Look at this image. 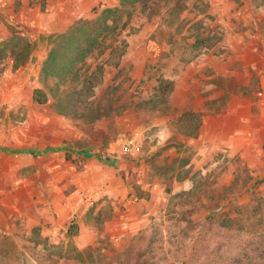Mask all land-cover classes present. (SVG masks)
Masks as SVG:
<instances>
[{
    "label": "rangeland",
    "instance_id": "rangeland-1",
    "mask_svg": "<svg viewBox=\"0 0 264 264\" xmlns=\"http://www.w3.org/2000/svg\"><path fill=\"white\" fill-rule=\"evenodd\" d=\"M255 3L264 0H139L113 11L104 43L68 65L95 72L75 114L33 100L60 35L15 28L0 41V264H264V140L243 148L181 134L194 123L188 107L200 129L238 106L258 112L254 73L218 66L233 53L227 39L254 31L245 9ZM244 126L264 134V121Z\"/></svg>",
    "mask_w": 264,
    "mask_h": 264
},
{
    "label": "crops",
    "instance_id": "crops-1",
    "mask_svg": "<svg viewBox=\"0 0 264 264\" xmlns=\"http://www.w3.org/2000/svg\"><path fill=\"white\" fill-rule=\"evenodd\" d=\"M111 0H41L37 2L34 0H0V41H8L14 39L13 31L15 28H21L24 34L32 40L42 38L55 37L57 35L66 33L74 24L81 20L83 15L84 19L91 14V9L95 5H100L103 9L96 15L98 16L103 10L111 7ZM107 6V7H106ZM120 6V3L118 7ZM253 10L252 14H248L249 20H252V34L248 33L249 29L240 31L234 34L233 38L227 39L228 42H232L229 45V50L233 53L227 56L222 62H219L220 68H226L228 66L238 65L240 68H244V74H253L256 76V83L258 89H264V5L255 3L253 7L245 9ZM94 15V16H95ZM95 16V17H96ZM253 16V17H252ZM245 19V21L248 20ZM248 20V21H249ZM244 24H242L243 26ZM111 47H108L102 54L109 56ZM123 54L121 53V56ZM248 58V64L237 61V57ZM92 57V55L87 56ZM12 62V61H11ZM14 63V60L12 64ZM9 66V69L13 68V65ZM19 66V65H18ZM250 68H252L251 71ZM12 80V79H11ZM173 86V87H172ZM169 89V95L174 91L176 92V85H172ZM254 92L252 104L258 107V112L246 116L245 112L235 108L228 110L221 119H217L213 122H207L198 126V131L201 130L203 138L210 140L219 136H223L227 143L236 145L235 147L248 146L247 144L264 140V134L259 132V128H252L251 126L246 128L244 125L256 124L259 121H264V104L262 99H259ZM195 109L188 107L183 110V113H191ZM235 123V124H234ZM187 137H195L196 135H187ZM256 145V144H255Z\"/></svg>",
    "mask_w": 264,
    "mask_h": 264
},
{
    "label": "trees",
    "instance_id": "trees-1",
    "mask_svg": "<svg viewBox=\"0 0 264 264\" xmlns=\"http://www.w3.org/2000/svg\"><path fill=\"white\" fill-rule=\"evenodd\" d=\"M138 1L139 0H119V7L113 9L107 8L93 19H81L76 24H74L66 33L60 34V39L62 41H65V43H61L58 41L57 45L53 46L50 49L47 58L43 61L40 73L45 88L41 87L34 89V102L43 104L48 101V97H52L54 99V107L57 111H59V113H80L85 106L84 100L81 99L82 93L84 92L83 90L85 88L92 90L93 86H95L91 84H84L85 82L90 83L89 79L87 78H89L95 72H89L88 67H84L82 69H79L78 71L75 70L73 72L70 67H68V65H73L78 60L85 61L87 59V56L92 55V48L95 45L104 43L105 37H103L102 33L104 29H107L110 26L108 22L113 19L112 22L114 24L118 23V20L115 21V19L110 15L113 11L121 10L127 5L133 6ZM98 27H100L101 29L96 31ZM71 44L73 45V50L69 54L66 49V45L71 46ZM58 47H65V51L60 53V49H58ZM106 49L107 45L102 44V48L100 49L99 53L102 54ZM25 55L26 54L21 55L20 59H18V63H21L23 61ZM54 78H58V82L55 85H46V81L48 79L51 80ZM68 79L71 82L74 79L82 80L83 84L80 86L67 85L69 84ZM91 92L92 91H90V93ZM92 103L93 101L88 102V104L90 105H92ZM186 116L187 118L184 121L186 127L188 126L189 122L194 123L189 125L190 130L183 132V134L196 135L199 126V119H193L190 113H186ZM78 253L79 251H76V254Z\"/></svg>",
    "mask_w": 264,
    "mask_h": 264
},
{
    "label": "built area",
    "instance_id": "built-area-1",
    "mask_svg": "<svg viewBox=\"0 0 264 264\" xmlns=\"http://www.w3.org/2000/svg\"><path fill=\"white\" fill-rule=\"evenodd\" d=\"M34 1H37V2H41V0H34ZM256 96L259 98V99H262V102L264 104V89H258L256 91ZM132 141L130 140L129 143H131Z\"/></svg>",
    "mask_w": 264,
    "mask_h": 264
}]
</instances>
